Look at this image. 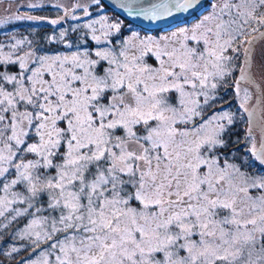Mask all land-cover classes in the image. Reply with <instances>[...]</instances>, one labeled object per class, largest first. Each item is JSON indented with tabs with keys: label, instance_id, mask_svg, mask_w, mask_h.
Segmentation results:
<instances>
[{
	"label": "snow or ice",
	"instance_id": "obj_1",
	"mask_svg": "<svg viewBox=\"0 0 264 264\" xmlns=\"http://www.w3.org/2000/svg\"><path fill=\"white\" fill-rule=\"evenodd\" d=\"M202 2L121 7L159 20ZM89 3L103 8L73 9L89 17ZM209 9L168 34L123 38L119 20L97 15L72 26L77 50L53 55L27 38L7 52L0 43V217L26 221L11 233L26 242L18 264H264V170H242L264 166V86L249 107L264 0ZM69 17L79 19L65 8L49 22ZM24 19L43 18H7ZM47 39L73 47L67 30ZM221 88L234 91L235 111L215 110ZM238 121L246 165L221 152Z\"/></svg>",
	"mask_w": 264,
	"mask_h": 264
},
{
	"label": "rangeland",
	"instance_id": "obj_2",
	"mask_svg": "<svg viewBox=\"0 0 264 264\" xmlns=\"http://www.w3.org/2000/svg\"><path fill=\"white\" fill-rule=\"evenodd\" d=\"M77 2V0H0V19L7 20L8 17L20 14V15H32L35 17H41L43 19L39 20H7L6 23H0V43L5 45V51L9 50L8 45L14 42L13 37L16 39L27 38V40L31 41L32 36L38 31L41 30L40 33L43 35L44 39H47L51 36H59L60 31L67 30L70 37L71 43L73 47L71 49L63 48L59 50H49L42 51L39 50L37 54H49L53 55L56 53H64L67 51H75L77 50V46L79 45V41L76 37L79 35V32H72V26L74 25H82L89 19L97 18V15H107L111 21H115L114 17H112L106 11L98 9L96 12H90L89 17L83 16L82 9H73V5ZM81 3L88 2V0H80ZM206 0H203L200 7L195 11L196 16H190L189 13L184 14H173L171 17H162L159 20H153L154 26L147 29H158L148 33L139 32L137 29L132 28L129 25H124L122 23V31L120 33L121 38L130 36L133 32L138 33L141 36L152 35V36H160L164 34H168L172 31H176L178 28L188 26L194 23L197 19H199L201 14H206L209 9V0L205 4ZM29 4L36 5L35 7H28ZM57 5H61L62 7H57ZM91 3L88 4L89 8L91 7ZM94 6V5H93ZM95 7V6H94ZM72 9L74 14L79 17L78 20H73L70 17L65 20L60 21L59 24L53 25L49 21L53 19H58L60 16L64 15V9ZM97 9V8H96ZM190 16V18L185 19V17ZM48 28V29H47ZM47 29V30H44ZM48 31V32H47ZM86 31V30H85ZM260 31H264V28H261ZM258 35V33L254 34ZM50 42L48 39L46 40ZM89 47H94V42L88 41ZM33 46V45H32ZM24 51H27L28 48L26 45L22 46ZM243 59V57H241ZM10 71H15L16 68H9ZM253 79L255 80V84L251 87L247 85V83H242V88L249 87V91L252 93V100L249 103V107L251 108L256 104V95H257V85L264 86V41L256 42L255 48V67L252 70ZM239 76V73L236 75ZM232 89V88H231ZM230 92L229 88H221L220 94L223 96V101L218 102L215 106V110H220L221 107L224 109L235 111L238 108V103L234 98L235 106L232 104H228L230 98H224V96ZM230 97H235V93L232 90V94ZM234 106V107H233ZM211 114V113H209ZM246 115V114H245ZM247 119V116H246ZM254 135L257 140H259L260 133L259 130L254 131ZM224 155L229 157L227 154ZM229 159V158H228ZM230 160V159H229ZM232 161V160H230ZM26 223L25 220L19 219V222L13 221L11 224L8 221L4 220V218L0 217V250L3 252H8L12 247L20 248L18 253H12L11 264H18L24 258H27L28 252L25 251L21 245L26 242L23 240H13L11 238V233L17 231L22 228ZM7 225V228L4 227ZM2 242V243H1Z\"/></svg>",
	"mask_w": 264,
	"mask_h": 264
},
{
	"label": "trees",
	"instance_id": "obj_3",
	"mask_svg": "<svg viewBox=\"0 0 264 264\" xmlns=\"http://www.w3.org/2000/svg\"><path fill=\"white\" fill-rule=\"evenodd\" d=\"M207 2H208V0H206L205 4ZM94 6L91 5V7L89 8V10L91 12H96L98 10V9H96V6L95 7ZM101 10L106 11L112 17H114V19L119 20L124 25L127 24V25L131 26L132 28L137 29L139 32L148 33V32H152L154 30L155 31L158 30L157 28L156 29H154V28L147 29V28L140 27V26L130 22L129 20L123 18L117 12H115L114 10L109 8L104 2H103V8ZM196 14H197L196 12H192L190 14V16H192V15L196 16ZM190 16L185 17V19L190 18ZM47 29H44V30H47ZM40 31L41 30H38L31 38L32 45H33L34 49H37L38 51L39 50L49 51V50H59V49H63L65 47L63 44H60V43H57V42H48V41H46L47 39L43 38V35L40 33ZM12 67L13 66H9V68H12ZM238 73H239V69L237 68V70L234 73V75L236 76ZM229 90H230V92H227V94L224 96V98H230L231 100H229L228 104L229 105L232 104V105L235 106L234 97H230L231 94H232V89L229 88ZM237 115L239 116V113H237ZM244 121H246V115L244 117ZM244 121H238L231 128L230 136H226V139H229L228 147L224 148V149H221V152L223 153V151H224V153L229 156L228 158L230 160H232L233 162H236L238 164H245L246 165L247 162H248V156L244 155L246 145L243 143V141H244V134H245V131H246V128H247V124ZM237 139L240 140V144L239 145H236V144L233 143V141H236ZM237 147L239 148V151L236 150ZM256 165H257L256 167H251V168L244 167V168H242V170H246L250 174H261V171L264 170V166H260L258 161L256 162ZM4 253L5 252L0 250V264H11L12 263V259L16 258V256H17V255H15V257L13 258L12 256L4 255Z\"/></svg>",
	"mask_w": 264,
	"mask_h": 264
},
{
	"label": "water",
	"instance_id": "obj_4",
	"mask_svg": "<svg viewBox=\"0 0 264 264\" xmlns=\"http://www.w3.org/2000/svg\"><path fill=\"white\" fill-rule=\"evenodd\" d=\"M103 2L109 8L117 12L120 16L140 27L150 28L154 26L153 20H147L143 16L130 14L126 8L121 7V4L125 2V0H103ZM136 2L140 4H145L147 2H155V0H136Z\"/></svg>",
	"mask_w": 264,
	"mask_h": 264
}]
</instances>
